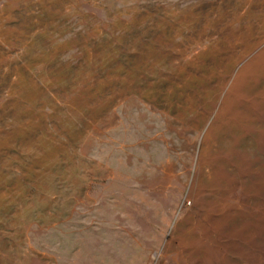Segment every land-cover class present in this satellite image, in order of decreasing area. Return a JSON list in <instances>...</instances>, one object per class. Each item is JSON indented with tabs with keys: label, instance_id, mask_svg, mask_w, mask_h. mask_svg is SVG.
<instances>
[{
	"label": "rangeland",
	"instance_id": "rangeland-1",
	"mask_svg": "<svg viewBox=\"0 0 264 264\" xmlns=\"http://www.w3.org/2000/svg\"><path fill=\"white\" fill-rule=\"evenodd\" d=\"M0 264H264V0H0Z\"/></svg>",
	"mask_w": 264,
	"mask_h": 264
}]
</instances>
